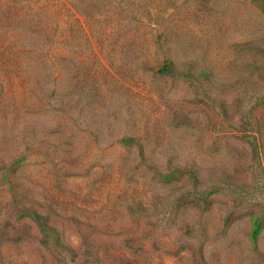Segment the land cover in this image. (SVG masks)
<instances>
[{"label": "rangeland", "instance_id": "1", "mask_svg": "<svg viewBox=\"0 0 264 264\" xmlns=\"http://www.w3.org/2000/svg\"><path fill=\"white\" fill-rule=\"evenodd\" d=\"M60 2L54 80L0 42V264H264V0Z\"/></svg>", "mask_w": 264, "mask_h": 264}, {"label": "trees", "instance_id": "2", "mask_svg": "<svg viewBox=\"0 0 264 264\" xmlns=\"http://www.w3.org/2000/svg\"><path fill=\"white\" fill-rule=\"evenodd\" d=\"M59 4L60 0H0V42L7 44L8 62L37 82L56 78Z\"/></svg>", "mask_w": 264, "mask_h": 264}]
</instances>
